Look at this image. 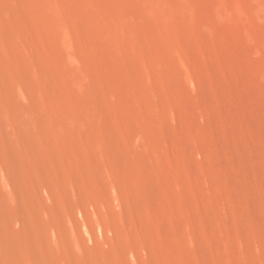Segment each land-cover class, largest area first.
<instances>
[{"label":"rangeland","instance_id":"obj_1","mask_svg":"<svg viewBox=\"0 0 264 264\" xmlns=\"http://www.w3.org/2000/svg\"><path fill=\"white\" fill-rule=\"evenodd\" d=\"M187 1L0 0V264H264V0Z\"/></svg>","mask_w":264,"mask_h":264},{"label":"bare ground","instance_id":"obj_2","mask_svg":"<svg viewBox=\"0 0 264 264\" xmlns=\"http://www.w3.org/2000/svg\"><path fill=\"white\" fill-rule=\"evenodd\" d=\"M188 1H189V0H188ZM188 1H187V2H188ZM196 3H197V2H196ZM196 3H194V4H196ZM189 4H190V3H189ZM202 4H203V3H202ZM167 5L170 6L169 3H167ZM193 7H194V6H193ZM200 7H201V3H200ZM195 8H196V7H195ZM198 9H199V8H198ZM204 9H205V8H204ZM207 9H209V8L207 7ZM191 10H192V9H191ZM209 10H210V9H209ZM209 10H208V11H209ZM192 11H193V10H192ZM206 12H207V11H206ZM209 12H210V11H209ZM211 13H212V12H211ZM211 13H209V14H211ZM200 14H201V13H200ZM212 14H213V13H212ZM196 15H197V13H196ZM204 16L207 17L206 15H204ZM209 16H210V15H209ZM211 17H212V16H211ZM199 18H200V17H199ZM200 20H201V19H199V21H200ZM204 20H205V19H204ZM206 20H207V19H206ZM199 21H198V22H199ZM201 21H202V20H201ZM207 21H208V20H207ZM199 24H201V23H199ZM200 26H201V25H200ZM206 29H207V28H206ZM206 33H207V32H206ZM203 34H205V33H203ZM208 36H209V38H210V35H208ZM210 41H211V38H210ZM207 43H208V42H207ZM211 44H212V42H211ZM211 44H210V45H211ZM212 45H213V44H212ZM212 45H211V47H212ZM208 46H209V45H207L206 47H208ZM209 48H210V47H209ZM195 49H196V48H195ZM214 49H215V48H214ZM258 49H260V48H258ZM209 50H211V48H210ZM257 51H258V50H257ZM214 55L216 56V53H215ZM215 56H214V58H215ZM200 57H201V56H200ZM202 58H203V57H202ZM209 58H210V56H209ZM211 59H212V58H211ZM213 61H215V60H213ZM217 62H219L218 59H217ZM219 64H220V63H219ZM220 68H221V67H220ZM145 73H146V72H145ZM221 73H222V71H221ZM145 75H146V74H145ZM193 75H194V73H193ZM197 78H198V76H197ZM159 79H160V77H159ZM194 79H195V78H194ZM198 79H199V78H198ZM199 80H200V79H199ZM190 81H191V79H190ZM124 82H125V81H124ZM191 83H192V81H191ZM196 83H197V82H196ZM155 84H156V82H155ZM127 85H128V84H127ZM154 86H155V85H154ZM197 87H198V86H197ZM19 88H20V87L18 86L17 89H19ZM20 90H21V89H20ZM194 92H196V91L194 90ZM198 92H199V91H198ZM195 94H196V93H195ZM198 95H199V94H198ZM197 97H198V96H197ZM203 97H204V95H203ZM214 99H215V98H214ZM8 100H9V99H8ZM196 100L198 101V98H197ZM200 100H201V97H200ZM0 101H2V99H1ZM214 102H215V101H214ZM216 103H218V102H216ZM221 103H222V102H221ZM9 104H10V103H9ZM206 104H207V103H206ZM214 105H215V104H214ZM6 106H8V105H6ZM204 106H205V105H204ZM216 106H217V105H216ZM9 107H10V106H9ZM204 108H209V107H208V105H207V107H204ZM210 109H211V108H210ZM213 109L216 110L215 108H213ZM221 109H222V108H221ZM8 110L10 111V109H8ZM217 110H218V109H217ZM217 110H216V111H217ZM198 111H199V109H198ZM207 111H208V110H207ZM10 112H11V111H10ZM210 112H211V111H210ZM214 112H215V111H214ZM22 113H23V112H22ZM7 114H8V113H7ZM11 114H12V112H11ZM214 114H216V113H214ZM218 114H219V112H218ZM223 114H224V113H223ZM13 115H14V113H13ZM173 115H174V113H173ZM210 115H211V114H210ZM15 116H17V115L15 114L14 117H15ZM216 116H217V115H216ZM0 117H1V116H0ZM6 117H7V116H6ZM173 117H174V116H173ZM210 117H211V116H210ZM213 117H214V116H213ZM218 117H219V116H218ZM220 117H221V116H220ZM220 117H219V119H220ZM216 118H217V117H216ZM252 118H253V117H252ZM13 119L16 120L15 118H13ZM253 119H254V118H253ZM253 119H252V120H253ZM143 120H144V119H143ZM225 120H226V116H225ZM225 120H224V121H225ZM1 121H2V120H1ZM173 121H174V120H173ZM16 122H17V121H16ZM226 123H227V120H226ZM255 123H256V122H255ZM252 124H253V122H252ZM1 125H3L2 122H1ZM10 125H11V124H10ZM14 125H15V122H14ZM2 127H3V126H2ZM226 127L228 128V126H226ZM3 129H4V128H3ZM228 130H229V129H228ZM3 133H4V132H3ZM4 135H5V134H4ZM138 137H139V136H138ZM146 161H147V160H146ZM219 163H220V162H219ZM147 164H148V163H147ZM149 166H150V165H149ZM149 166H148V167H149ZM218 167H219V165H218ZM0 168H1V167H0ZM1 169H2V168H1ZM1 169H0V170H1ZM149 169H151V168H149ZM221 169H222V167H221ZM11 170H12V169H11ZM222 171H223V170H222ZM1 172H2V171H0V173H1ZM7 172H9V170H8ZM13 172H14V171H13ZM226 172L229 173V171H226ZM2 174H3V176H4V179H6V178H5L6 175H4L3 172H2ZM7 174H8V173H7ZM209 174H210V172H209ZM224 174H225V173H224ZM0 175H1V174H0ZM8 175H9V174H8ZM213 175H214V174H213ZM1 176H2V175H1ZM3 176H2V178H3ZM16 177H17V176H16ZM141 178H142V177H141ZM203 178H204V177H203ZM209 178H210V176H209ZM211 178H212V176H211ZM226 178H227V177H226ZM8 179H9V176H8ZM17 179H18V178H17ZM204 179H205V178H204ZM9 180H10V179H9ZM205 180H206V179H205ZM1 181H2V179H1ZM3 181H6V182H7V180H3ZM3 181H2V182H3ZM7 183H8V182H7ZM17 183H18V180H17ZM2 185H4V183H2ZM189 185H190V183H189ZM205 185H206V183H205ZM0 186H1V183H0ZM7 186H8V189L10 190L9 185H7ZM1 187H2V186H1ZM4 187H5V185H4ZM12 187H13V186H12ZM19 187H20V186H19ZM189 187H191V186H189ZM6 188H7V187H6ZM182 188H183V186H182ZM195 188H196V187H195ZM205 188H207V187H205ZM13 189H14V188H13ZM190 189H191V188H190ZM190 189H189V190H190ZM2 191L4 192V191H5V188H4ZM6 191H7V189H6ZM13 191H14V190H13ZM21 191H22V190H21ZM191 191H192V190H191ZM205 192H206V191H205ZM211 192H212V190H211ZM213 192H215V191H213ZM10 193H11V192H10ZM10 193H8V194H9V195H12V193H11V194H10ZM206 193H207V192H206ZM191 194H193V193L191 192ZM5 195H6V194H5ZM184 195H185V193H184ZM193 195H194V194H193ZM15 196H16V195H15ZM186 196H187V195H186ZM209 196H210V195H209ZM217 196H218V193H217ZM6 197H7V195H6ZM10 197H12V196H10ZM10 199H11V198H10ZM12 199H14V198L12 197ZM16 199H17V198H16ZM194 199H195V197H194ZM207 199H208V198H207ZM208 200H209V199H208ZM9 201H10V200H8V202H9ZM12 201H14V204L17 202V201H15V199H14V200H11V202H12ZM220 201H221V200H220ZM210 202H211V200H210ZM210 202H209V203H210ZM221 203L224 204L222 201H221ZM9 204H11V203H9ZM12 205H13V204H12ZM226 206H227V204H226ZM224 207H225V206H224ZM223 212H224V209H223ZM224 213H225V212H224ZM224 213H223V215H224ZM227 213H229V212H227ZM221 214H222V212H221ZM223 215H222V217H224ZM225 216H226V214H225ZM211 217H212V216H211ZM225 221H227V220H225ZM214 223H215V222H214ZM223 224H226V222L223 223ZM230 224H231V223H230ZM226 225H227V224H226ZM231 225H232V224H231ZM232 227H233V226H232ZM1 233H2V232H1ZM248 234H249V233H248ZM249 236H250V235H249ZM248 239H249V237H248ZM246 243H247V242H246ZM233 244H234V243H233ZM235 245H236V244H235ZM232 246H233V245H232ZM10 249H11V248H10ZM232 249H233V248H232ZM238 249H239V248H238ZM5 250H7V248H6ZM238 251H240V250H238ZM7 252H8V251H7ZM235 252H236V251H235ZM165 253H167V252H165ZM5 254H6V252H5ZM10 254H11V251H10ZM239 254H240V253H239ZM167 255H168V254H167ZM12 256H13V255H12ZM12 256H11V257H12ZM11 257H10V258H11ZM27 264H28V263H27Z\"/></svg>","mask_w":264,"mask_h":264}]
</instances>
